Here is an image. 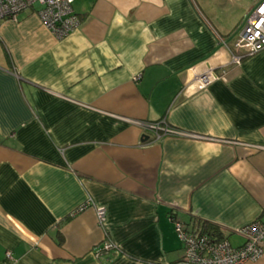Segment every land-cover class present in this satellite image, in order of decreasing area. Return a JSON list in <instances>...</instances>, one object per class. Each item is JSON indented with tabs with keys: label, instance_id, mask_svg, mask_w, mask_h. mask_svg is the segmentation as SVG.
I'll use <instances>...</instances> for the list:
<instances>
[{
	"label": "crops",
	"instance_id": "0c3cea01",
	"mask_svg": "<svg viewBox=\"0 0 264 264\" xmlns=\"http://www.w3.org/2000/svg\"><path fill=\"white\" fill-rule=\"evenodd\" d=\"M257 2L73 0L61 39L0 19V264H172L176 221L230 242L264 214V49L233 60Z\"/></svg>",
	"mask_w": 264,
	"mask_h": 264
},
{
	"label": "built area",
	"instance_id": "2783aa9c",
	"mask_svg": "<svg viewBox=\"0 0 264 264\" xmlns=\"http://www.w3.org/2000/svg\"><path fill=\"white\" fill-rule=\"evenodd\" d=\"M73 0H0V19L15 20L17 14L25 9H33L41 23L57 39L67 36L80 23L79 16L73 11ZM236 54L234 61H239L241 51L253 54L264 49V0H259L250 11L234 43ZM211 72L194 75V81L200 88L206 87L214 78ZM138 78V77H137ZM146 128L154 132L155 137L177 131L167 124L147 123ZM92 207L95 209L98 223L105 227V209L96 206L91 198L81 203L76 211ZM175 228L183 244V257L172 264H243L255 261L264 254V216L240 227L237 233L243 239L239 246H233L226 238H213L207 234H194L180 221ZM118 248L110 239L96 247V255ZM9 255V253H7Z\"/></svg>",
	"mask_w": 264,
	"mask_h": 264
},
{
	"label": "trees",
	"instance_id": "16d2710c",
	"mask_svg": "<svg viewBox=\"0 0 264 264\" xmlns=\"http://www.w3.org/2000/svg\"><path fill=\"white\" fill-rule=\"evenodd\" d=\"M264 216V214H262L260 217ZM174 219L176 220V218L174 217ZM181 222V221H180ZM182 223V222H181ZM188 230L192 231V233L194 234H198V235H202V234H207L213 238H224L221 235V231L214 225L209 224L205 221H200V220H195L192 221V223L187 224L188 227L191 226V228H188L184 223H182ZM190 225V226H189ZM181 241V240H180ZM182 243V242H181ZM182 248H183V244H182ZM184 250V249H183Z\"/></svg>",
	"mask_w": 264,
	"mask_h": 264
},
{
	"label": "rangeland",
	"instance_id": "374dc122",
	"mask_svg": "<svg viewBox=\"0 0 264 264\" xmlns=\"http://www.w3.org/2000/svg\"><path fill=\"white\" fill-rule=\"evenodd\" d=\"M229 240L231 243L236 244L237 242L241 241V237H239L238 235L232 234L229 237Z\"/></svg>",
	"mask_w": 264,
	"mask_h": 264
}]
</instances>
